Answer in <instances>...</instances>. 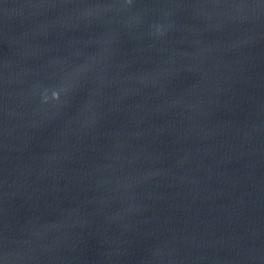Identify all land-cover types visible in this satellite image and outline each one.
Segmentation results:
<instances>
[{"label": "water", "instance_id": "95a60500", "mask_svg": "<svg viewBox=\"0 0 264 264\" xmlns=\"http://www.w3.org/2000/svg\"><path fill=\"white\" fill-rule=\"evenodd\" d=\"M0 264H264V0H0Z\"/></svg>", "mask_w": 264, "mask_h": 264}]
</instances>
